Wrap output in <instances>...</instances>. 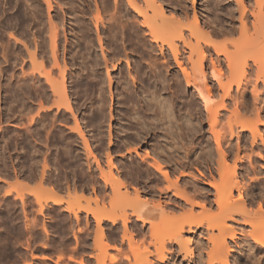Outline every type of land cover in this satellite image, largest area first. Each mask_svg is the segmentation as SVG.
I'll return each instance as SVG.
<instances>
[{"label":"rangeland","instance_id":"374dc122","mask_svg":"<svg viewBox=\"0 0 264 264\" xmlns=\"http://www.w3.org/2000/svg\"><path fill=\"white\" fill-rule=\"evenodd\" d=\"M19 1L18 0H0V61H1L0 62V71L2 69L4 71L8 69L6 72H3V73L0 72V157H1L0 158V166L2 167V164H3V162H2L3 160L1 161L2 158H6L8 162L10 159V162L8 164L10 165L9 167L12 170V173H14L15 170H16V172H19V170H20L22 172V174L27 173L29 170L30 171L33 170V172L37 176L40 174V172L42 173L45 164H47L48 165L47 170H49V172L52 173L54 182H56V183L58 182V183H57V185H56V183L54 185L55 186L54 193L48 194L47 190H50L49 184H46L47 186L44 185V183L41 184V181H39L37 178H36V180H28L30 182H28L27 179H26V182H25V179L24 180L22 179L20 181V183H17V180L15 178H9L10 179V180H8L9 184H11L12 186L13 185L16 186L18 184L17 186L20 189H22V191L24 192L25 197H26L25 198V202H26V206H25L26 208L25 209L26 210L23 211V208H22L23 206H21L22 204L19 203L20 202L19 200H18L17 204L12 202L13 197H11L9 201H5V203H4V201L1 202L2 204L0 203V218H3L4 222H5V223L3 221L1 222V219H0V222H1L0 223V264H48L46 262H37L36 263L34 261V259L35 258L37 259V257H34L33 255H39L41 253L45 254V253L49 252L47 247H49L50 244H57V243L61 244L63 246H66V247L71 246V245H75V248H74L75 251H78L80 249H82L83 251L86 250V252L92 254L93 260H96V264H100V263L101 264H148L147 263L148 261H150L152 264H165V263L159 262V256L160 255L158 252V250H159L160 253L162 254V252L164 251V248H163L164 245L166 246V249H169L171 247L174 249L176 248V254L174 255V264H190V263L194 264V261L190 260L191 257H194L196 261L198 260L197 264H203V263H205L203 261H206V260H204V258L207 259L206 258L207 257L206 252H207V248L209 246V243H211V242H209L210 241V239H209V235H210L209 232L210 231L207 230L208 228H206V226L201 227L199 230L196 231V233H194L193 235H190L191 236V242L190 243L192 244V245L190 244V246H191V250L193 252L192 255H189L190 257L185 256L183 251H181V252L178 251L177 249H179V248L175 244L169 243L167 241V238L170 236L172 231L176 229V227H179L182 224L189 222V220L192 221V219H195V220H196V218L198 220L202 219L201 212L202 213L205 212V210L202 211V209H200L201 207L192 206L193 204L191 201L186 202L183 199L188 197V196L191 198L193 195V197L191 199L192 201L195 200L196 202L197 201L203 202L204 199H206V200L213 201L212 203H214L215 193H216L215 187H213L215 185L214 177H216V181L221 184V182H219L218 179L222 178V180L226 181L229 178L228 174L231 173V169H232V174L236 171V173H234L236 176H234V177H237L238 180L239 179L243 180V182L242 181L241 182H242L243 186L245 187V189L247 190V192L245 191V193H244L245 194L244 197H246L245 199L248 202V205L251 206V207L250 206L249 207L251 209L253 207L254 211L259 210L260 204H258V203H260V201L263 199L261 201V206H263L262 209H264V198H263L264 197V144H262L261 142L260 143L258 142V144H256V145L253 144V138L251 136L250 131H246L247 132L246 138H243L242 140H240L239 141L240 143L238 142L239 146L236 142L237 138L236 137L234 138V140H233L234 144L232 143L233 144L232 149L228 152L229 157H228L227 162L223 163L224 166L222 163L220 165H218L219 163L217 164L216 162H218V161H216V160L219 159L218 158L219 155L217 154V150L214 146L215 143L213 141V136L211 135L210 132H207L209 130V124L204 123L202 125V131L207 132L206 135L204 136L203 141H202V145H203L202 146L199 144V141L201 138H197L195 136L189 135L188 130H185V132H187V134L184 133L180 137H177V136H171L170 137L169 135H168L169 137L166 136V132L164 130L165 128H163L164 125H162L161 122L155 120L156 116L153 114V112L146 111L145 109H143L144 108L143 107L144 102L142 101V99H143L142 97H144V96H142V95H146L144 92H146L147 94H150L151 92L157 90L158 92L156 91V93L158 95H160V97H162V99H168L169 101H174L177 103V104H175L177 109L180 107L182 109L181 110L179 108L180 111L184 110L183 112H180V113L178 112L182 116L186 115L185 117L188 118V115L190 116V114L192 112H194V111H192L191 113H188V111L190 112L192 110V108L189 107V105L187 106V105L181 103V102H183L184 98H179L177 101H175V100H173L174 95L172 94V92L170 90H168V89L158 90L156 88V85L154 84L155 77L151 73V65H152L151 63H152V61H154L156 59L157 48H156V53L154 52L151 55L149 54L148 51L151 50L149 42L151 43V41H150V37L148 35H147L148 38H147V36H144V35H142V36L140 35L138 37L135 36L136 38L135 37L134 38L136 40L132 44H128L127 41H126V43H127L126 44L124 41V46H126V50L124 51L122 49V52L118 54V55H120V57L117 55V58L121 59V61H122V65H123L122 71L121 70L120 71H113V69L110 67L109 68V71L111 74L110 75V74H107L105 66L102 67V70H103L102 78L104 79V88L106 91L105 96L108 98V102H106V104H108V105H106L107 107L105 106L106 107L104 110L105 112L103 114L101 112H97L98 111L96 109L97 106H96V103L94 101L95 97L97 96L96 94H97L98 87H99L100 83L98 85H96L95 87H92V86L87 87V90H86L87 92L86 91L83 92V90H82L83 94L86 93L84 98H82L85 101L82 100V102H83V105L81 106L82 108H80L78 110V112L76 110L79 121L82 124L83 130H84L86 136L91 140L90 143L92 144V146L95 148L96 152L99 155L98 159L100 161V166L102 167V169L106 173L110 174V172H113V174L116 177L117 176L120 178L122 177L123 181L126 184V189L123 186L122 187L119 186L117 183H114V184L110 183L109 184V183H106L105 181H102V179L100 177V175L102 174L101 169L99 168L97 163L94 162V159L92 157L88 156V152L86 150L83 138H81L76 131L72 130V128L75 127V121H73V119L70 118L67 121V124H68L67 127L68 128H64L65 132L62 131L63 127L60 126L61 125L60 122H57V123L55 122V125L53 124V120L58 118V116H59V114L56 115L58 112L54 113V112H56L55 110L52 112L50 111V112H47L46 114H43L44 116L43 115L42 116L44 118L41 116L42 118L40 119L39 123H36V125L33 124V126L31 125V127L34 130L35 129L36 130L33 131L34 132L33 133L34 138H31V141H28L27 136H26L27 134H29V133H27L28 131H26L28 126L26 127V124H25V126L24 125L20 126L21 123L19 122L20 119H19V113H18V110L20 109L19 105L17 103L11 102L12 97L11 98L9 97L8 101L13 103L10 107L11 103L6 101V96H5V94H6L5 89L6 88L11 87L12 90H15V89H17V87L19 85L18 82H20L19 77L21 75V66L19 64H18L19 66H17V65L14 66L15 64L13 65V64H10V62H8V61H11L12 56H18L19 55V50L21 49L22 46H21V44L20 45L17 44V42H19V41L25 42L26 41L25 43L32 45V43L34 44L36 40L40 41V40L45 39L44 41H47L46 44L48 47V52H50L51 42H50V39L48 38L49 37V30H50L49 27L51 26V23H52L51 17L52 18L54 17L56 23L59 24L58 25L59 28L62 27L63 24L66 25V27H65L66 28V35H68V37L72 43V46L75 45L76 42L79 39H81V37H85L89 34L87 32L88 28H87L86 24L87 25L90 24V26L94 30V32L91 34V37L94 34L92 38L95 37L94 42L96 41L95 42L96 50L99 53L101 51V49H100V46L98 43L97 32H96L94 25L92 26L91 22L89 23V21L90 20L93 21V18L95 17V16L93 17V15L97 14V7L96 6H98V7L100 6L101 7L100 11L102 12V9H103L102 4L103 3H99V2H102V0H100V1L99 0H92V1H88V0H85V1L84 0H50V3L52 5V8H50L49 4L47 2L48 0H33V1L32 0H19ZM26 1L30 2L31 4L27 3ZM161 1L164 2V4L166 5V8L170 9V10H168L167 17H172L171 14L173 12H175L177 14H181L183 16L185 15V17L187 16L186 17L187 19H185V18L183 19V23L185 24V26H186V24L190 25V23L194 22L193 16H194L195 11L198 12V14L201 16L202 22L206 19L207 20L209 19L208 20L209 22L206 20L208 22V24L206 26L207 28L204 27V29H203V31L205 30L204 31L205 34H208L209 32H211V30L213 29L214 26L217 25V27H220V25L222 24V23L221 24L219 23L220 24L219 25L217 22L215 23L214 18L216 19V17H217V10H216L214 0H194V1L193 0H179L180 5L176 8L173 7V5H175V3L172 4L173 3L172 0H170V1L169 0H164V1L161 0ZM84 2H86V3H84ZM18 3H21V4L17 5ZM90 3H91V6H90ZM33 4H35L36 6H34ZM88 5H89V7H88ZM85 7L87 10L85 9ZM18 8L20 10H18ZM33 8H35V9H33ZM83 8L86 11L89 10L88 14H87V12L86 13L84 12ZM34 10L36 12H33ZM89 12L90 13L92 12V13L89 14ZM103 12H104V10H103ZM103 12H102V14H103V16H105V18H108L111 15H121L120 13H122L121 11L117 12V10L114 9L113 6L108 8L107 14H105L106 11L104 13ZM85 14H87V15H85ZM81 15H83V16H81ZM214 15H215V17H214ZM81 17L83 19L84 18L86 19V20H83V23L81 21L82 20ZM90 17L91 18L93 17V18L91 19ZM88 18H90V20ZM124 19H125V17H124ZM60 20H61V22H60ZM73 20H75V22ZM84 21H88V22H84ZM210 21H213V22H210ZM78 23L82 25L81 30H80V28H78ZM60 24H62V25L60 26ZM83 24H85V25H83ZM209 24H210L211 29H208V28H210L208 26ZM237 25L239 26V22H237ZM60 29H61V34H62L64 31H62L63 30L62 28H60ZM239 32L240 31L236 32V34H234V35L231 34L232 36L228 34L226 36L225 35L224 36L219 35L216 37L215 35L212 34L213 36L211 39L212 40L214 39L213 41L222 47V45L229 43L230 39H232L231 41H233V39L238 40L237 38H239V36H241L240 35L241 33L239 34ZM102 36L104 37V34H102ZM64 37H65V32H64V34H62L63 42H64ZM18 39H19V41H18ZM193 39H195V38H192L191 41L193 42V45H194L197 41L195 42V40L193 41ZM201 40H200V45L203 46L204 44H203V41H201ZM32 41H34V42H32ZM137 41H139V42H137ZM141 41H143L144 43ZM231 41H230L229 45H226L229 47L224 46L230 52L233 51V50H231V48H233L231 45ZM145 43L147 46L144 45ZM32 46L30 48L33 49L34 45H32ZM128 46L130 48H128ZM138 46L140 48H138ZM19 47H20V49H19ZM105 48L107 49V53H109L111 51L110 46L105 45ZM138 52H141V53H138ZM62 53H63V51H62ZM212 53H213V49H212ZM48 55H49V53H48ZM141 55H144V56H141ZM62 56H63V54L61 55L60 58H62ZM127 56H129V59L132 60V63H133V67H132L133 73L130 76H128V74H127L128 78L130 77L129 79H130V83H131V88H133L132 90H134V95L132 96V99L134 101H132L133 103H130V107L132 108V106H133V108H132L133 110L137 109L136 111H134V112H137V114H138V112L140 114L142 113L141 115L140 114L137 115L139 117V119L141 118L140 121L142 124L141 123L138 124L137 123L138 120L136 121L134 119H130L128 116H125V114L127 115V113H128L127 109H126V107L121 106V103H120L121 102L120 99L122 98L123 85L125 83L122 81L124 79H121V80H119V79L122 76V74H123V76L124 75L126 76L127 67H128L126 64L127 59H128ZM153 56H154V58H153ZM125 57H126V59H125ZM195 58H197V57H195ZM48 60H50V59H48ZM60 60H61L60 61L61 64L63 65V59H60ZM79 60H81V59H79ZM68 61H69V59H68ZM147 61H148V63H147ZM49 63H50L49 61H48V64L46 63V68L50 69L54 78L55 77L58 78L59 77V75H58L59 71L56 68H55V72L53 70L54 68L51 70V65L52 64L54 65V63H53V61H51V64H49ZM134 63H136V64H134ZM12 65H13L14 69L11 68ZM223 65H226V63L224 62ZM209 67L210 66H208L207 69ZM225 67L223 66V68H225ZM143 68H144V70H143ZM73 69H74L73 70L74 73L78 72V70H79V68L76 66L73 67ZM209 71H210V69H208V72ZM255 71H256V68H255ZM12 72L16 73V79H15V77H13L9 80L10 74ZM226 76H228L227 72H226ZM111 77L114 78L113 80H114V86H115L114 87L115 102L111 101V99H110L111 90H109L108 84H109V78H111ZM87 79H86V83H87ZM135 79H136V81H135ZM9 81H10V84L8 85ZM80 86H82V88H86L85 87L86 84H83ZM118 89H119V91H118ZM90 90L91 91L93 90L94 92L92 91L93 92L92 93ZM191 91H193V89H190V92ZM88 93H89V95L87 97ZM220 93L222 94V92H220ZM135 96H137V97H135ZM171 96H173V97H171ZM186 99H189V97H187ZM135 102H136V104H135ZM7 105H9V106L7 107ZM134 106H136V107H134ZM185 106H186V109H185ZM200 107L201 106H199V104L196 106L197 109ZM187 109H189V110H187ZM34 113H31V115H34ZM148 113H149V115H148ZM31 115H29V118L31 117ZM263 115H264V113H263ZM48 116H50V117H48ZM99 116H101V118ZM228 116H229V114L226 115V117L224 118L225 121L223 120L224 121L223 123L226 122V119L228 118ZM122 117H124V118H122ZM42 119H44V120H42ZM50 119L51 120L53 119V120L50 121ZM99 119H102V120H99ZM144 119L147 122L144 121ZM46 120H47L48 124L50 123L49 125L46 123ZM43 121H44V123H46V127L49 128V129L46 128L47 129L46 131H45L44 127L41 128L42 127L41 123H43ZM150 123H152V124H150ZM131 124L134 126H132ZM143 124H146V125H143ZM236 128H235L236 131H239V129H240L239 125L236 124ZM260 128H262L261 130H264V126H262ZM38 129L40 131V134L35 136V133L37 132ZM121 129H123V130H121ZM109 130L112 131L113 135H114L113 136V140H114L113 144H109V141H110V131ZM147 130H148V132H147ZM25 131L27 134L25 133ZM262 132L264 133V131H262ZM47 133H49V134H47ZM103 134H104V137H103ZM191 137H195V138L191 139ZM99 138H101L103 140H101ZM170 138L171 139L173 138V139L171 140ZM24 141H26V142H24ZM30 143L31 144L35 143L34 145H35L36 149L40 148V150L42 149L41 150L42 152H44V153L46 152V153L45 154L43 153L41 156H32V151H31L32 147H31ZM135 147H137L136 149L138 152L131 151V149L134 150ZM162 147H163V149H162ZM211 148H213V149H211ZM147 150L151 156H154V154H155V156L158 155L157 157H159V159L165 165L164 168L165 167H166L165 169L168 168L167 170L170 172V180L171 181L170 180L167 181L162 176V174L160 172H158L154 167H152L150 165V163H153V159L147 157L148 161H146V160L144 161L143 158L146 159V157H144V156H146L145 153ZM128 151H130V153ZM152 151L155 153H153ZM234 151H235V153H234ZM156 152H158V153H156ZM159 152L162 154H160ZM108 153H110L112 155L111 160H109L110 156H107ZM200 153H203L204 155H202L201 158L199 159L198 156L200 155ZM213 153H215V154H213ZM236 154H238L239 156H242L244 159L242 161L236 160L237 159ZM142 155H144V156L142 157ZM213 155H215V156H213ZM214 158L216 160H214ZM198 159H199V161H198ZM200 160L202 161V164H201ZM109 161H111L112 164L115 165L117 168L115 166L114 167L111 166L112 164ZM149 161H150V163H149ZM197 161H198V164H197ZM190 164L192 167L190 166ZM244 165L246 168L243 167ZM197 166L200 168H198ZM219 166H222V167L226 168L227 170L229 169L230 170L229 173H226L227 170H224V172H222L221 169H218ZM252 166H254V167H252ZM15 167H17V168H15ZM222 167H220V168H222ZM251 167H252V169H250ZM18 168H19V170H18ZM198 169L199 170L201 169V171L203 172V175L200 174V172H198ZM253 169H255L256 171ZM218 170H220V171L215 172ZM254 172L255 173L258 172V173L255 174ZM242 173H243V175H242ZM46 174H48V173H46ZM182 174H184V175H182ZM192 174L195 175V177ZM211 174H213V175H211ZM226 174L228 175V176H226L227 179L226 178L224 179V176ZM218 175H221V177H219ZM254 175H256V177ZM192 176H193V178H192ZM252 176H254L255 179ZM62 177H63V179H62ZM231 177L234 179L233 176H231ZM56 178L58 180H56ZM60 178H61V180H60ZM95 178H96V180H95ZM237 178H235L234 180H236ZM173 180L175 182V186H177L176 188H180L178 190H176V188H174V190L175 191L180 190L181 194L177 195L178 192L175 193L173 191V187H174L173 186L174 182H172ZM59 182L60 183L62 182L61 186L60 185L58 186V184H60ZM177 182L179 183V187H178ZM223 183L224 182L222 181V184ZM62 184L65 186H63ZM168 186H171L170 187L171 190L168 189ZM135 187L140 190L139 195H137L136 192H134ZM8 188H10V187H8ZM68 188H69V190H68ZM93 188H95V189H93ZM159 188H160V190H162L161 192H160ZM185 189L188 191H186ZM64 191L65 192L67 191V192L64 193ZM151 191L153 194L151 193ZM190 191H192V192H190ZM196 191H198V192L195 193ZM117 192H118V194H117ZM186 192L188 193V195ZM36 193L40 194L44 199L46 197H49V196H51V198H54V199L55 198H57V199L62 198L63 199L65 197L63 199L64 200L63 204H61L60 206H64V204L68 200L74 199L76 197H80L79 194L80 195L82 194L86 197V199H84L83 198L84 196H83L80 199V205L89 208L91 210V211L89 210L91 213L85 212V211H81V212L79 211L78 212L79 218L77 221L76 218L72 219L70 217L69 213L65 212V209H60L55 204H52V207H51V201H48V203L46 204L45 216H43L42 214L39 213V210H38V208H40V207H39V204L37 202ZM74 193L78 196H76ZM185 193H186V195H185L186 197L182 196ZM191 193H193V194H191ZM202 193L205 195H203ZM157 194H159V195H157ZM151 195H152V197H151ZM236 195H237V193H236ZM1 196H2V192H0V197ZM73 196H75V197L73 198ZM196 196H198V197H196ZM200 196H202V197H200ZM189 197H188V199H189ZM200 199H202V200H200ZM142 201H149L150 203L154 202L152 204L158 203V204L162 205L161 208H159V210L157 211V216L155 218V220H156L155 226H152L148 222L142 223V221L136 220V216H137L136 210H137L138 205ZM157 201H159V202H157ZM252 203H253V205H252ZM183 205H185V206H183ZM47 207L49 208V210H47ZM162 207H163V209H162ZM216 207L217 206L214 205V208H212V210H211V213L213 215L216 213V211H215ZM96 208H98V210H96ZM99 208L103 212L101 210H99ZM8 209H9V211H8ZM21 209H22V211H21ZM92 209L98 211L99 213H100V211L103 213L101 216H102V219L104 221L102 220L101 224H99V222H97L96 218H94L96 221L93 219L94 210H92ZM182 209L184 210V212L182 211ZM25 212L28 215V219L25 215L26 214ZM17 214H18V216H20V221H19L20 223L13 225L10 220H6V217H15ZM108 215L112 216V217L110 216V219H112L116 216L114 218V219H116L114 224L112 221L108 220V218H109ZM192 216H193V218H192ZM94 217H95V215H94ZM181 217H183V218H181ZM121 218H122V220H121ZM45 219H46V221H45ZM123 219L126 220V222H125L126 224L123 223L121 225V223L123 222ZM237 219L238 220H234V221L229 220L228 221L229 224H232V226H234L237 229V231H236L237 239H239V241H240V239L247 237L248 239H250L252 241V239L250 238V236L248 234L249 233L248 231L251 229V227L249 225L243 224L242 219H239V217H237ZM29 220L31 221L33 226H32V224L29 225V227L27 226ZM207 221H209V220H205V223ZM240 221H242V222H240ZM240 223L243 224V226L245 228L244 227H242V228L238 227L237 225H239ZM96 224H99V225H96ZM178 224H179V226H178ZM44 225L46 226V228L48 229V231L50 233L49 232H48V234L45 233L44 228H43ZM173 225H175V226H173ZM100 227H102L101 229H105L104 230L106 233L105 242H107V243L109 242V244L111 245L110 248H107V250L105 249L106 248L105 246L103 248V245L100 244L101 242H99L100 240L98 239L99 236L96 237V233H98V231H99L98 229H100ZM184 227H185L184 228L185 229L184 233H185V231H187V229H189L188 228L189 226H188V224L187 225L185 224ZM125 228H128L129 232H125L124 231ZM28 230H29V233H28ZM130 231H131V233H130ZM123 232H125V233H123ZM215 233H217V231ZM54 234H57V236L52 241L51 238L53 237ZM73 234L74 235L76 234V236L78 235V237L74 236ZM131 234H132V237H131L132 239L129 237ZM58 235L61 236V238ZM62 235L64 238H62ZM125 235L126 236L128 235V237H125ZM40 236L44 237V239H42V237H40ZM199 241H200V244L202 243L201 244L202 248H201V245L199 244ZM227 241H228L229 245L235 251V252H233V250H232L231 254L232 255L235 254L234 256L237 258L236 261H233L234 259L231 258V264H237L238 262H241L242 264H246V261H242L244 259H243L241 252L239 250H237L238 249L237 245L234 244L233 241H231V238H228ZM84 247H86V248H84ZM199 252L200 253L202 252L201 254L204 257V258L202 257V260H200L199 258L197 259V257H198L197 254H199ZM256 252H258V256H259V254L261 255L259 257L261 258V262L263 261L261 264H263L264 263V249H262V250L259 249ZM99 255H101L100 260H103L101 262H99V259H96L97 257L99 258ZM109 257H110L111 261L109 260ZM111 258L115 259V260H113V263H112ZM187 261H188V263H187ZM92 263H93V261H92ZM62 264H68V263H62ZM166 264H168V263H166Z\"/></svg>","mask_w":264,"mask_h":264},{"label":"bare ground","instance_id":"6f19581e","mask_svg":"<svg viewBox=\"0 0 264 264\" xmlns=\"http://www.w3.org/2000/svg\"><path fill=\"white\" fill-rule=\"evenodd\" d=\"M88 1H92V0H88ZM214 1H215L216 10H217V17H216V19L214 18L215 23L217 22L218 24L219 23L220 24L222 23V24L221 25L219 24L220 27H217V25L214 26L213 29L211 30V32H209L208 34H205L204 33L205 30L203 31V29H204V27L207 26L209 19L208 20L206 19L208 22L206 20H204L202 22L201 16L196 11H195L194 16H193L194 22L190 23V25L186 24V26H185V24L183 23V19L184 18L187 19L186 18L187 16L185 17V15L183 16L181 14H177V13L173 12L171 14L172 17H167L168 10H170V9L166 8V5L161 0H102V2H99V3H103L102 4V8H103L102 12H103V10H104V12L106 11L105 14H107L108 8H110L112 6L114 7V9L117 10V12L121 11L122 13H120L121 15H111L108 18H105V16H103L102 12L100 11L101 7L96 6L97 7V14L96 15L92 14L93 17L95 16L94 18L92 17L93 21L90 20L91 17L88 18L90 20L89 23L91 22L92 26L94 25L96 32H97L98 43H99V46L101 49V51L99 53L96 50V45H95L96 41L94 42L95 37L92 38L94 34L91 37V34L94 32V30L90 26L89 23H88L89 25L86 24V26L88 28L87 32L89 34L85 37H81V39H79L76 42V44L72 46V43H71L68 35H66V28H65L66 25L63 24V26L60 27L63 29L62 31L65 32V37H64V42H63L62 34H64V32L61 34V29L58 26L59 24L56 23L54 17L53 18L51 17L52 23H51V26L49 27L50 30H49V37H48L50 39V42H51L50 52H48V47L46 44L47 41H44L45 39L40 40V41L36 40L34 44L32 43L34 41H32L31 43H32V45H34L33 49L30 48L32 46L31 44H30L31 45L30 46L28 43H25L26 41L21 42L18 39L19 42H17V44H19V45L21 44V46H22L21 49L19 47V49H20L19 55L18 56H12L11 61H8V62H10V64H13V65L15 64L14 66H16V65L21 66V75L19 77L20 82H18L19 85H18L17 89L12 90V88L8 86L10 84V81H9V83L7 85L9 88L5 89V92H6L5 96H6V101H8L9 97L10 98L12 97L11 102L17 103L19 105V108H20L18 110L19 119H20L19 122L21 123L20 126H22V125L25 126V124H26V127L28 126L26 131H28L27 133H29V134H27L25 131V133L27 134V135L26 134L25 135L27 136L28 141H31V138H34L33 137L34 136L33 131L36 130V129L34 130L31 127V125L33 126V124L36 125V123H39L40 119L44 116L43 114H46L47 112H50V111L52 112L55 110L56 112H54V113L58 112L56 115L59 114V116H58V118H56L54 120L52 119L53 124L55 125V122L56 123L60 122V124H61L60 126L63 127L62 131L65 130L64 128H68L67 127V125H68L67 121L70 118L73 119V121H75V127L72 128V130L76 131L79 134V136L81 138H83L86 150L88 152V156L92 157L94 159V162L97 163V165L101 169L102 174L100 175V177H101L102 181H105L106 183H109V184L110 183L111 184L117 183L119 186H121V187L123 186L126 189V184L123 181L122 177L121 178L118 176L116 177L113 174V172H110V174L106 173L102 169V167L100 166V161L98 159L99 155L96 152L95 148L90 143L91 140L86 136V134L83 130L82 124L79 121L77 112L80 108H82L81 107L83 105L82 100L85 101L82 98H84L86 93L83 94V92L87 90V87H89V86L95 87L99 83H100V85L98 87V91L96 90L97 88L95 89L97 91V94H96L97 96L95 97L94 101H95L96 106H97L96 107V109L98 110L97 112H101L102 114L105 112L104 110L107 107L106 105H108V104H106V102H108V98L105 96L106 91L104 88V79L102 78V74H103L102 67L105 66L107 74H110V71H109L110 67L113 69V71H120V70L122 71V69H123L122 61H121V59L117 58V55L122 52V49L124 51L126 50V46H124V41H125V43L127 41L128 44H132L136 40L135 39L136 37H138L140 35L141 36L142 35H144V36L148 35L150 37V41H151V43L149 42L150 47H151V50L148 51L149 54L151 55L154 52L156 53V48H157L156 59L155 60L153 59L154 61H152V63H151L152 64L151 65V73L155 77L154 84L156 85V88L158 90H164V89L170 90L172 92V94L174 95V97L173 96H171V97H173L174 98L173 100H175V101H177L179 98H184L183 102H181V103L185 104L187 106L189 105V107L192 108V110L189 108L191 111L190 112L188 111V113H191L192 111H194L190 114V116L188 115V118H186L185 117L186 115L182 116L181 114H179L180 112H183L184 110L180 111V109H181L180 107H179L180 109L178 108L179 109L178 110L176 105H175V104H177L176 102L169 101L168 99H162V97H160V95H158L156 93L157 90L151 92L150 94H147L146 92H144L146 95H142V96H144V97H142L143 98L142 101L144 102V105H143L144 108L143 109H145L146 111L153 112V114L156 116L155 120L161 122V124L165 126V127L163 126V128H165L164 130L166 132V136L169 135L170 137L171 136L180 137L184 133L187 134V132H185V130H188L189 135L195 136L197 138H201L199 141V144L202 145V141L204 139V136L206 135L207 132H210L211 135L213 136V141L215 143L214 146L217 150V154L219 155L218 156L219 159L216 160L214 158V160L218 161V162L215 161L217 164L219 163L218 165H220L221 163L223 164V163L227 162L228 157H229L228 152L232 149V146L234 144L233 143L234 138L235 137L237 138L236 142L238 144V142L240 140H242L243 138H246V135H247L246 131H250L251 136L253 138V144L256 145V144H258V142L259 143L261 142L262 144H264V133L262 132L264 130H261L262 128H260V127L264 126V115H263V113H264V0H214ZM47 2L49 4V7L52 8L50 0H48ZM172 2H173L172 4L175 3V5H173V7H175V8L180 5L179 0H172ZM27 3H30V2H27ZM84 3H86V2H84ZM19 4H21V3H18L17 5H19ZM35 4H33V5L36 6ZM90 6H91V3H90ZM88 7H89V5H88ZM33 9H35V8H33ZM85 9H86V7H85ZM85 9L83 8L84 12L85 13L87 12V14H88L89 10L86 11L87 9L86 10ZM18 10H20V9L18 8ZM33 12H36V11L34 10ZM91 13L89 12V14H91ZM87 14H85V15H87ZM83 15H81V16H83ZM124 17H125V19H124ZM214 17H215V15H214ZM83 20H86V19L82 18V20H81L82 23H83ZM73 21L75 22V20H73ZM213 21H210V22H213ZM60 22H61V20H60ZM84 22H88V21H84ZM237 22H239V26L237 25ZM61 25L62 24H60V26ZM83 25H85V24H83ZM208 26L210 27V24ZM81 27H82V25L78 23V28H80V30H81ZM208 29H211V27ZM238 31H240L239 34L241 33L240 34L241 36H239V38H237L238 40H236V39H233V41H231L232 39L229 40V43L231 41V45L234 48V49L231 48V50H233L232 52L228 51V49L224 47L226 45H229V43L224 44L221 47L213 41L214 39L213 40L211 39L213 35H215L216 37L219 35H221V36L222 35L226 36L228 34L234 35ZM101 33L104 34V37L102 36ZM148 36H147V38H148ZM192 38H195V39H193V41L194 40H195V42L197 41L194 45H193V42L191 41ZM200 40L203 41V44H204L203 46L200 45ZM139 41H137V42H139ZM141 42H143V41H141ZM105 45L110 46L111 51L109 53H107V49L105 48ZM144 45L147 46L146 43ZM226 47H229V46H226ZM128 48H130V47L128 46ZM138 48H140V47L138 46ZM212 49H213V53H212ZM62 51H63V53H62ZM48 53H49V55H48ZM138 53H141V52H138ZM62 54H63V56H62V58H60ZM118 56L120 57V55H118ZM141 56H144V55H141ZM195 57H197V58H195ZM127 58L128 59H127L126 64L128 67H127V73L125 72L126 76L125 75L123 76V74H122V76L119 79V80L124 79L122 81L125 83L123 85L122 98L120 99L121 100L120 103H121V106L126 107V109H127L128 113H127V115L125 114V116H128L130 119H134L136 121L138 120L137 123L139 124V123H141V121H140L141 118L139 119V117L137 115L140 113L138 112V114H137V112H134L137 109L133 110L132 109L133 106H132V108L130 107V103H133L132 101H134L132 99V96L134 95V90H132L133 88H131V83H130V79H129L130 77L128 78V76H130L133 73L132 72L133 63H132V60L129 59V56H127ZM153 58H154V56H153ZM48 59H50V60L52 59L51 61H53V63H54V65L53 64L51 65V70L54 68L53 70L55 72V68H56L59 71L58 72L59 73L58 78H56V77L54 78L50 69L46 68V63L48 64V61L50 62L49 64H51V61ZM60 59H63V65L61 64ZM68 59H69V61H68ZM79 59H81V60H79ZM125 59H126V57H125ZM224 62L226 63V65H223ZM147 63H148V61H147ZM134 64H136V63H134ZM13 65L11 66V68L14 69ZM207 65L211 67V68L210 67L208 68V69H210L209 72L207 69V67H208ZM75 66L78 67L79 70H78V72L74 73L73 67H75ZM223 66L224 67L226 66L227 68L226 67L225 68L227 70L225 68H223ZM255 68H256V71H255ZM7 70L4 71L2 69L0 72L3 73V72H6ZM143 70H144V68H143ZM226 72H227L228 76H226ZM127 74H128V76H127ZM13 77H15V79H16V73L15 72H12L10 74L9 80ZM86 79H87V83H86ZM113 79L114 78H112V77L109 78V84L108 85H109V90H111L110 99H111V101L115 102V97H114V87L115 86H114V80ZM135 81H136V79H135ZM83 84H86V86H85L86 88H82V86H80ZM190 89H193V91L190 92ZM82 90H83V92H82ZM118 91H119V89H118ZM220 92H222V94ZM88 95H89V93L87 94V97H88ZM135 97H137V96H135ZM185 97L186 98L189 97V99H186ZM8 102H10V101H8ZM13 103L10 104V107ZM135 104H136V102H135ZM198 104L201 107L197 109L196 106ZM8 106L9 105H7V107ZM136 106H134V107H136ZM185 109H186V106H185ZM189 109H187V110H189ZM76 110H77V112H76ZM31 113H34V115H31ZM228 114H229V116L226 119V122L223 123L225 121L224 118ZM29 115H31L30 118H29ZM148 115H149V113H148ZM48 117H50V116H48ZM99 117L101 118V116H99ZM122 118H124V117H122ZM145 119H144V121H146ZM42 120H44V119H42ZM52 120L50 119V121H52ZM99 120H102V119H99ZM43 123H44V121H43ZM43 123H41L42 124L41 128L44 127L45 131H46L47 129H49L46 127L47 120H46V123H44V124ZM204 123L209 124V130L207 132L202 131V125ZM150 124H152V123H150ZM236 124L239 125V127H240L239 131H236V129H237ZM143 125H146V124H143ZM132 126H134V125H132ZM121 130H123V129H121ZM147 132H148V130H147ZM39 134H40V131L38 129L37 132L35 133V136L39 135ZM47 134H49V133H47ZM104 134H103V137H104ZM113 136H114L113 132L110 131L109 144L114 143ZM195 137H191V139L195 138ZM99 139H101V138H99ZM101 140H103V139H101ZM24 142H26V141H24ZM34 144H31L32 156H41L44 152H42L41 151L42 149L40 150V148L36 149ZM238 146H239V144H238ZM136 148L137 147H135L134 150L131 149V151L138 152ZM213 148H211V149H213ZM162 149H163V147H162ZM128 152L130 153V151H128ZM153 153H155V152H153ZM156 153H158V152H156ZM234 153H235V151H234ZM145 154H146V156L142 155V157L143 156L146 157V159L143 158L144 161L145 160L148 161L147 157L153 159V163H150V161H149L150 165L152 167H154L158 172H160L162 174V176L167 181L170 180V172L167 170L168 168L167 169H165L166 167L164 168L165 165L162 163V161L159 159V157H157L158 155L155 156V154H154V156H151L150 153L148 152V150L146 151ZM160 154H162V153H160ZM213 154H215V153H213ZM202 155H204V154L200 153L198 158L200 159ZM237 155L238 154H236V157H237L236 160L242 161L244 159L242 156H239V155L237 156ZM107 156H110L109 160H111L112 155L110 153H108ZM213 156H215V155H213ZM199 159H198V161H199ZM1 161L3 162V164H2V167L0 166L1 167L0 168V192H2V196L0 197V203L2 201H4V203H5V201H9L10 198L13 197L12 202L17 204V202L19 200L20 201L19 203H21L22 204L21 206H23L22 207L23 211L26 210L25 209L26 208L25 207L26 206V202H25L26 197H25L24 192L22 191V189H20L17 186L18 184L16 185L17 187L9 184V181H8V180H10L9 178H15L17 180V183H20V181L22 179L23 180L25 179V182H26V179L28 181V180H36V178H37L39 181H41V184L42 183H44V185L49 184L50 190H47L48 194L54 193V190H55L54 183L55 182H54L52 173L49 172V170H47L48 169L47 164H45L42 173L40 172V174L36 176V174L33 172V170L32 171L29 170L27 173L22 174V172L19 170V168H18L19 172H16V170H15L14 173H12V170L9 167L10 165L8 164L10 162V159L8 162L6 158H2ZM198 161H197V164H198ZM109 162L112 164L111 161H109ZM191 164H190V166H191ZM201 164H202V161H201ZM245 165L243 167H245ZM111 166L114 167L115 165L112 164ZM223 166H224V164H223ZM220 167H222V166H219L218 169H221L222 172H224V170H227L224 167H222V168H220ZM252 167H254V166H252ZM252 167L250 169H252ZM15 168H17V167H15ZM198 168H200V167H198ZM253 170H255V169H253ZM219 171L220 170L215 171V172H219ZM229 171L230 170L228 169L226 173H229ZM198 172H200V174L203 175V172L201 171V169L200 170L198 169ZM46 173H48V174H46ZM234 173H236V171ZM234 173L232 174V169H231V173L228 174L229 178H230V179L228 178L229 180L226 177V176H228L227 174L224 176V179L225 178L227 179L226 181L222 180V178L218 179V181L221 182V184H222V181L224 182L222 185L220 183H218L216 181V177H214L215 180L214 179L213 180H214L215 185L213 184L214 185L213 187H215V190H216L214 203H212L213 201L206 200V199H204L203 202L202 201L196 202L195 200L192 201L191 199H192L193 195L191 198L188 196L190 199L189 200L188 197L185 196L187 192L184 195H182V196L186 197L183 200H185L186 202H189V201L192 202V204H193V205L191 204L192 206L201 207L200 209H202V211L205 210L204 213L201 212L202 219H200V220H198L197 218H196V220L192 219V221L189 220V222L184 223L181 226H179V224H178L179 227H176V229L173 230L172 233L170 234V236L167 238V241L169 243L175 244L179 248L177 250L180 252L183 251L185 256L192 255V253H193L191 250V246H190V244H191L190 243L191 242V236L190 235H193L194 233H196V231L199 230L201 227L206 226V228H208L207 230L210 231V232L208 231L210 234L209 235L210 241L208 239L207 240L209 242H211V243H209V246H208L207 252H206V254H207L206 258L207 259H205L203 257V255L201 254L202 252L201 253L199 252V254H197L198 255L197 259L199 258L200 260H202V257H203L204 260H206V261H203V262H205L203 264H231V258L234 259L233 261H236L237 258L234 256L235 254L234 255L231 254L232 250H233V252H235V251L229 245V243L227 241L228 238H231V241H233V243L237 245V248H238L237 250H239L241 252L243 259H244L242 261H246V264L247 263L248 264H261L263 262V261L261 262V258L259 257L261 255L259 254V256H258V252H256L259 249H261V250L264 249V211H263L264 209H262L263 206H261V201L263 199L260 201V203H258V204H260L259 210L254 211L253 207L251 209L250 208L251 206L248 205V202L245 199L246 197H244V195H245L244 193H245V191L247 192V190L245 189V187L242 184L243 180H240V179L238 180L237 177H234V176H236ZM257 173H255V174H257ZM182 175H184V174H182ZM211 175H213V174H211ZM242 175H243V173H242ZM193 176L195 177V175H193ZM193 176H192V178H193ZM218 176L221 177V175H218ZM231 176H233L234 179L235 178H237V179L234 180ZM254 176L256 177V175H254ZM254 176H252V177L254 178ZM62 179H63V177H62ZM56 180H58V179L56 178ZM60 180H61V178H60ZM95 180H96V178H95ZM28 182H30V181H28ZM172 182H174V180ZM61 183L58 184V186L59 185L61 186ZM177 184L179 187L178 182H177ZM63 186H65V185H63ZM173 186H172L173 191L175 193L178 192L177 195L181 194L180 190L179 191L174 190V188L177 187V186H175V182L173 183ZM8 187H10V188H8ZM170 187L171 186H168V189L171 190ZM93 189H95V188H93ZM178 189H180V188H176V190H178ZM68 190H69V188H68ZM134 190H135L134 192H136L137 195L140 194V190L138 188L135 187ZM159 190H160V188H159ZM161 191L162 190H160V192ZM186 191H188V190H186ZM66 192L64 191V193H66ZM190 192H192V191H190ZM197 192L198 191H196L195 193H197ZM151 193H152V191H151ZM236 193H237V195H236ZM117 194H118V192H117ZM191 194H193V193H191ZM81 195L79 194L80 197H76V198H74L75 196H73L74 199L68 200L64 204V205H66L67 210L76 216L77 221L79 218V216H78L79 211L80 212L81 211H85V212L91 211L89 208L80 205V199L84 196V195H82V196ZM157 195H159V194H157ZM187 195H188V193H187ZM203 195H205V194H203ZM76 196H78V195H76ZM202 196H200V197H202ZM151 197H152V195H151ZM196 197H198V196H196ZM36 198H37V202H38L39 207H40V208H38L39 213L42 214L43 216H45V209H46V204L48 203V201H51V204L60 205V204H63V202H64L63 199L65 197L63 199L62 198H58V199L55 198L54 199V198H51V196H49V197H46L44 199L40 194L36 193ZM83 198L86 199L85 196ZM200 200H202V199H200ZM157 202H159V201H157ZM152 203H154V202H152ZM152 203H150L149 201H142L138 205L137 210H136L137 211V216H136L137 221H142V223L148 222L152 226L156 225L155 218L157 216V211L159 210V208H161L162 205L158 204V203H155V204H152ZM214 205L217 207L215 210L216 213L213 215L211 213V210H212V208H214ZM252 205H253V203H252ZM183 206H185V205H183ZM48 207H47V210H49ZM162 209H163V207H162ZM92 210H94V209H92ZM96 210H98V208H96ZM96 210H94L93 214L95 215V217L93 215V219L96 218L97 222H99V224H101V222L103 220L102 216H101L103 214L102 213L103 211L100 208H99V210H101L102 212L100 211V213H99ZM8 211H9V209H8ZM21 211H22V209H21ZM182 211L184 212L183 209H182ZM25 215L28 219L27 213ZM75 216H72V217H75ZM108 216H109L108 220L112 221L114 224V222L116 221V219H114V218L116 216L115 217L113 216L114 218H112V219H110L111 215H108ZM237 217H239V219H242L243 224L249 225L251 227V229L248 231L249 232L248 234H249L250 238L252 239V241L250 239H248L247 237L240 239V241H239V239H237V234H236L237 229L234 226H232V224L228 223L229 220H233V221L238 220ZM181 218H183V217H181ZM192 218H193V216H192ZM0 219H1V222L2 221L4 222L3 218H0ZM124 219H123V222L121 223V225L123 223L126 224L125 223L126 220H124ZM6 220H10L13 225H16V224L20 223L19 222L20 216H18V214H17L15 217H6ZM121 220H122V218H121ZM205 220H209V221H207L205 223ZM45 221H46V219H45ZM242 221H240V222H242ZM31 224L32 223L29 220L27 226L29 227V225H31ZM99 224H96V225H99ZM185 224L186 225L188 224L189 229H187V231H185V233H184ZM243 224L240 223L237 226L242 228V227H244ZM32 226H33V224H32ZM173 226H175V225H173ZM43 228H44L45 233L48 234L49 231L45 225L43 226ZM101 228L102 227H100V229H98L99 231H98V233H96V237L99 236L98 239L100 241L99 240L98 241L101 242L100 244L103 245V248L105 246L106 247L105 249L107 250V248H110L111 245L109 244V242L108 243L105 242V238H106V233L104 231L105 229H101ZM128 228H125L126 230L124 229V231L129 232ZM216 231H217V233H215ZM125 232H123V233H125ZM28 233H29V230H28ZM130 233H131V231H130ZM74 236H76V234ZM40 237H42V236H40ZM59 237L61 238V236H59ZM76 237H78V235ZM125 237H128V235L127 236L125 235ZM129 237L131 238L132 234ZM62 238H64L63 235H62ZM42 239H44V237H42ZM199 244H200V241H199ZM84 248H86V247H84ZM163 248H164V251L162 252V254L158 250L159 255H160L159 256V262L165 263V264L166 263L174 264V255L176 254V248L174 249L171 247L169 249H166L165 245ZM201 248H202V245H201ZM85 252H86V250H85ZM33 256L37 257V258L39 257L38 255H33ZM44 257H46V256H44ZM96 259H99V262L103 261V260H100L101 255H99V258L97 257ZM109 260H110V257H109ZM113 260H115V259L114 258L112 259V263H113ZM190 260L194 261V264H197L198 260L196 261L194 257H191ZM147 263L152 264L150 261H148ZM187 263H188V261H187ZM80 264H84L83 261H82V263L80 262ZM237 264H242V263L238 262Z\"/></svg>","mask_w":264,"mask_h":264},{"label":"crops","instance_id":"0c3cea01","mask_svg":"<svg viewBox=\"0 0 264 264\" xmlns=\"http://www.w3.org/2000/svg\"><path fill=\"white\" fill-rule=\"evenodd\" d=\"M55 183H54V185H55ZM56 185H57V183H56ZM60 205H56V206H58L60 209H65V212L70 213L69 215L71 218H74V219L76 218V216L73 213H71L67 210L66 205H64V206H60ZM51 207H52V204H51ZM72 216H75V217H72ZM54 235L51 238L52 241L57 236V234H54ZM74 248H75V245H71V246L66 247V246H63L61 244H50L49 247H47L49 252H47L45 254H43V253L39 254L38 255L39 257L37 259H34V261L36 263L37 262H46L48 264H62V263L80 264V262L82 263V261H83L84 264H96V260H93V256L91 253L85 252L82 249L75 251ZM44 256H46V257H44ZM92 261H93V263H92Z\"/></svg>","mask_w":264,"mask_h":264}]
</instances>
